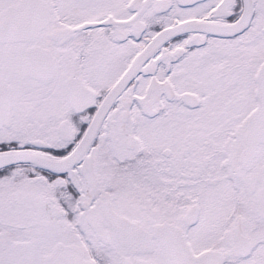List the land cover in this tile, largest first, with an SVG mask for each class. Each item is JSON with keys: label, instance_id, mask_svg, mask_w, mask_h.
<instances>
[{"label": "snow or ice", "instance_id": "6c2138e0", "mask_svg": "<svg viewBox=\"0 0 264 264\" xmlns=\"http://www.w3.org/2000/svg\"><path fill=\"white\" fill-rule=\"evenodd\" d=\"M0 264H264V0H0Z\"/></svg>", "mask_w": 264, "mask_h": 264}]
</instances>
